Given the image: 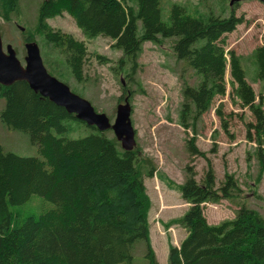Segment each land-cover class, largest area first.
Segmentation results:
<instances>
[{"label": "trees", "instance_id": "obj_1", "mask_svg": "<svg viewBox=\"0 0 264 264\" xmlns=\"http://www.w3.org/2000/svg\"><path fill=\"white\" fill-rule=\"evenodd\" d=\"M162 2L137 0L134 10L126 0H43L37 31L61 50L78 82L87 79L88 46L74 35L54 29L48 22L51 18L68 13L87 37L113 40V46L123 51L120 65H132L131 81L144 43L173 39L177 59L186 61L200 76L197 86L185 84L183 88L182 125L194 127L196 119L210 109L216 97L225 96L230 85L241 104L253 113L255 121L248 123L247 138L257 143L264 171V99L260 95L256 101L258 95L247 81L241 57L226 47V36L244 18L232 7L228 17L211 14L201 19L173 4L166 23ZM16 7L17 0H0V15L10 21L9 14ZM254 55L258 77L264 80V44ZM0 90L5 100L0 112L3 123L29 133L42 157L6 152L0 144V264H133L134 248L141 241L149 264H161L151 244L152 201L145 184V177L155 176L153 161L141 158L137 146L125 151L115 136L94 126L84 137H65L67 121L86 123L36 93L26 81L0 85ZM218 114L222 115L221 109ZM224 127L228 128L227 122ZM195 140H188L191 159L205 156ZM208 165L200 182L194 167H186L187 177L180 189L190 208L175 222L187 235L179 246L170 245L169 264H264V216L258 211L240 206L234 218L208 222L204 203L232 199L237 189L229 174L217 187L215 171ZM35 195L53 207L14 224L10 208L26 205Z\"/></svg>", "mask_w": 264, "mask_h": 264}, {"label": "rangeland", "instance_id": "obj_2", "mask_svg": "<svg viewBox=\"0 0 264 264\" xmlns=\"http://www.w3.org/2000/svg\"><path fill=\"white\" fill-rule=\"evenodd\" d=\"M42 1L17 0V7L9 14L10 21L0 15L4 48L12 44L21 63L25 65L26 38L32 36L40 46L48 71L90 101L98 112L106 113L112 122L116 118L118 104L124 101L126 95H130L139 154L141 158L151 159L156 167L154 177H145L147 193L152 201L149 221L153 249L156 244L161 246L164 233L168 234L169 248L171 244H180L182 241L184 227L175 221L182 218L190 208V204L182 198L180 189L187 177L188 164L194 167L199 182L204 178L209 163L215 171L217 187L224 184L227 174L234 176L237 182L232 199L204 203V213L210 224L234 218L240 206L252 208L264 216V171L261 170L257 155V143L247 138L248 123L255 119L251 110L243 106L232 92L230 85L226 95L216 97L210 109L196 119L194 127H185L181 123L182 91L185 84L197 86L200 76L186 61L177 59L173 51V39H162L158 44L145 42L131 81L128 74L132 65H120V59L124 58L123 51L113 46V40L105 36L86 37L73 16L64 13L48 22L54 29L70 33L87 44V79L78 82L61 50L47 42L37 31L38 11ZM126 1L134 10L137 9V0ZM236 2L239 4L236 5ZM236 2L232 7H235L237 16L244 18V22L226 36V47L241 57L247 80L258 96L262 95L264 99V80L258 77L254 55L255 49L264 44V1ZM173 4L182 5L191 16L201 19H207L211 14L228 17L232 11L231 0H163L162 19L166 23L170 22ZM139 29L141 32V21ZM96 55L105 57V61ZM229 72L227 70V81H230ZM4 105L0 90V112ZM218 109L222 110V115L218 114ZM224 122L228 125L226 130ZM66 123L69 130L64 136L71 139L84 137L93 130L76 120ZM106 134L114 137L113 130L106 131ZM192 138L196 139L195 143L205 156H193L191 159L188 140ZM0 144L6 152L42 158L38 145L32 142L29 133L8 128L1 116ZM51 207V202L35 195L26 205L10 208L13 223L20 224L27 216L39 215ZM146 251L145 243L138 242L133 251V264H149ZM159 256L162 259L161 251Z\"/></svg>", "mask_w": 264, "mask_h": 264}, {"label": "water", "instance_id": "obj_3", "mask_svg": "<svg viewBox=\"0 0 264 264\" xmlns=\"http://www.w3.org/2000/svg\"><path fill=\"white\" fill-rule=\"evenodd\" d=\"M233 2L231 1V4ZM20 28L24 30V27ZM25 47L26 64L23 65L12 44H8L6 50L4 49L0 32V85L10 86L16 81H26L32 90L64 107L78 120L95 126L101 132L113 130L125 151H132L136 147V130L131 118L132 106L129 98L118 104L116 118L112 122L106 113L96 111L90 101L74 93L67 83L48 72L36 41L27 42Z\"/></svg>", "mask_w": 264, "mask_h": 264}, {"label": "crops", "instance_id": "obj_4", "mask_svg": "<svg viewBox=\"0 0 264 264\" xmlns=\"http://www.w3.org/2000/svg\"><path fill=\"white\" fill-rule=\"evenodd\" d=\"M150 232H151V228H150ZM186 235H187V231L184 229L182 240L186 237ZM167 237H168V234L164 233V238H166L165 242H164V238H163V242L161 241L162 242L161 246H158L157 244L154 245V248H155L154 250H155L156 256H157V258L161 264H169V242H168ZM151 240H152V238H151ZM176 245H179V244L176 243ZM159 251H161V253H162V259L159 256Z\"/></svg>", "mask_w": 264, "mask_h": 264}, {"label": "bare ground", "instance_id": "obj_5", "mask_svg": "<svg viewBox=\"0 0 264 264\" xmlns=\"http://www.w3.org/2000/svg\"><path fill=\"white\" fill-rule=\"evenodd\" d=\"M10 228V227H9Z\"/></svg>", "mask_w": 264, "mask_h": 264}]
</instances>
